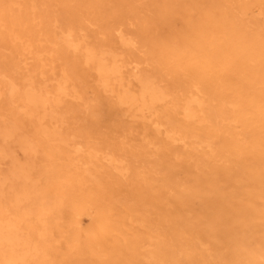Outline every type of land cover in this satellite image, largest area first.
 <instances>
[{"label": "bare ground", "instance_id": "1", "mask_svg": "<svg viewBox=\"0 0 264 264\" xmlns=\"http://www.w3.org/2000/svg\"><path fill=\"white\" fill-rule=\"evenodd\" d=\"M66 1L0 0V34L18 40L27 32L23 49L49 48L48 63L63 52L81 71H93L95 85L113 94L125 113L140 119L149 113L148 120L164 127L166 142L149 140L138 153L153 163L134 167L132 184L148 194L144 198L159 217L167 213L163 199L173 215L150 230L147 215L128 206L116 215L121 197L101 201L89 193L102 172L91 158L125 177L132 167L128 153L111 143H90L83 154L80 130L58 110L69 92L70 69L61 67L52 90L31 71L22 83L2 85L8 104L0 107V264H51V229L63 204L71 207L75 229L67 252L85 256L88 264H114L126 250L147 264H264V21L253 14L254 5L264 12V0H76L80 8L68 7L64 16L58 11ZM107 6L114 8L109 22ZM137 48L148 66L125 76L127 65L139 63L125 60L123 52ZM43 70L39 64L41 78L52 75ZM7 71L4 65L1 76ZM166 100L160 120L156 106ZM175 142L181 146L170 145ZM172 188L176 195L166 198ZM204 192L217 200L210 209L194 214L185 207L181 195ZM204 227L220 242L217 250L201 248L198 231ZM162 229L171 234L169 242Z\"/></svg>", "mask_w": 264, "mask_h": 264}, {"label": "rangeland", "instance_id": "2", "mask_svg": "<svg viewBox=\"0 0 264 264\" xmlns=\"http://www.w3.org/2000/svg\"><path fill=\"white\" fill-rule=\"evenodd\" d=\"M79 9L80 4L76 0H67L65 4L61 6L60 12L61 15L65 16V9ZM54 9V5L49 2L48 11L51 12ZM124 10V8H121ZM114 8L107 6V11L105 12V18L109 22L114 16ZM38 13V9H37ZM45 14H43L44 23L41 25V20L38 18L34 19V21H38L37 23L41 26H45L47 20H45ZM253 14L257 16L260 21H264V12L258 7V5L253 6ZM63 20V18H62ZM105 21L104 17H102V23ZM174 22L179 24L180 19L175 18ZM125 30L129 31L131 26L129 23L125 25ZM90 30L96 31L97 28L95 25H90ZM41 43H44V37L40 38ZM29 36L27 32L22 34L18 40L10 39L6 32L2 31L0 34V71L2 67L5 65L7 68V76L2 77L0 73V88L3 92L0 95V107H4L8 104L7 95L5 93L6 88L2 85H5L10 80H14L17 83H22V79L24 77H29L31 71L36 74L34 77L37 83L45 80L46 86H50L49 89H53V85L61 74V67L70 69V78L67 81L68 94L63 97L62 103L58 106L59 112H64V117L68 122H74V126L77 127L81 135L78 137V142L81 143L82 153L86 154L88 147L87 144L90 143H98L100 146H107L113 144L118 145L117 147H123L122 150H125L129 157V161L132 167H130L129 173L126 174L125 177L120 176L115 173L108 167L109 164L107 161L102 160L98 161L99 157H92L91 161L95 162V164L101 165L102 172H98L97 176L99 177V182L94 181L93 184H89L90 194L93 196H100L101 201L102 197L109 201H113L118 196L121 197L122 205L118 204V209L115 210L117 216L124 215V207L128 206L129 208L136 210L140 214H146L148 219V227L157 229L159 219L162 221L163 218H171L172 213L170 211V205L168 200L162 201L161 205L167 213L163 214V216L159 217L158 213L153 208V205L150 203V198L145 199L144 197L148 194L141 193L138 189L133 190L134 185L132 184L135 177L134 167L140 165L144 168H148L151 163H153V158L149 157L145 154H138L143 151L142 147H148L147 142L149 140H153L159 144L165 143V129L163 126H157L152 123L151 120H148L149 113H146V119L133 118L129 113H125L123 107L119 108L115 104V97L113 94L104 93L98 86L95 85L92 75H94L91 70H80L75 64L69 61L68 56H64L63 52H58L57 58H54V62L48 63V56L50 51L49 48L45 50L42 49V46L32 45V48H28L27 50L23 49L24 46L28 44ZM36 46V48H33ZM55 48L54 46L51 47ZM39 50V51H37ZM141 48L133 49L131 52L124 51L123 58L125 60H135L136 64L139 63L136 67L128 68V66H132L134 62L127 65L126 69H124L125 76L131 75L133 76L137 74L139 71L143 70L148 66L147 62L143 61L141 52ZM38 52L40 53L39 56ZM67 59H66V58ZM39 64L44 65V72L50 73L52 70V75L48 77L41 78L38 74ZM37 71V72H36ZM130 77V78H131ZM134 80V79H133ZM136 82H132L134 85ZM77 91V93H70V91ZM78 94V97L76 95ZM170 103V100H166V103H159L156 106L157 116L163 118V115ZM9 112V111H8ZM24 116L23 114H21ZM158 117H156L157 119ZM152 119H155V116H152ZM45 123L47 125H51V122L46 119ZM158 129V130H157ZM10 144H12L10 142ZM175 146H181L179 142H175ZM15 154L18 160H23L25 158V154L23 151L17 146H14ZM131 154H136V157H130ZM127 161V159H126ZM84 166H80V174L85 175L83 172ZM178 174L182 180H186L185 174L177 167ZM127 181H124V179ZM131 182V183H129ZM184 184H188L189 181H183ZM131 186V187H130ZM76 191V190H75ZM74 192V191H73ZM77 192V191H76ZM74 192L73 194H76ZM134 196H132V195ZM176 195V191L174 188L170 189V192L166 196V198H173V195ZM187 199L185 203V207L190 205L191 210L194 214H199L205 209H210L209 205L217 200L213 199V194L209 195V192H204L201 194L192 193L188 196H182ZM116 203V202H114ZM70 208L68 205L63 204L59 208V223L57 226L53 227L51 230L53 244L50 246L49 254L47 261L51 264H88L85 256L73 255V251L70 250L68 254V243L72 240L74 234L73 221H71L70 217ZM214 214V213H213ZM212 215V214H211ZM31 221L35 222L33 218ZM127 222V221H125ZM204 226H209L208 223H204ZM132 229H136L133 224L130 226ZM126 227H122L125 229ZM208 231V228L204 227L200 233L202 237L200 240L203 242V246L201 248H208L211 250H217L215 243L217 241H213L210 237L204 234ZM62 232V233H61ZM63 237H59L61 234ZM160 233H163V239L165 242H169L171 234L169 231L161 230ZM203 234V235H202ZM220 244V242H217ZM148 248V247H147ZM150 249V248H149ZM85 250V249H84ZM162 256V253H159ZM171 257L169 260H172ZM105 260H107V256H105ZM91 264H96V260H89ZM109 261V260H107ZM114 264H147L145 257L141 256V254L131 253L126 250L117 256ZM156 264V263H151Z\"/></svg>", "mask_w": 264, "mask_h": 264}]
</instances>
